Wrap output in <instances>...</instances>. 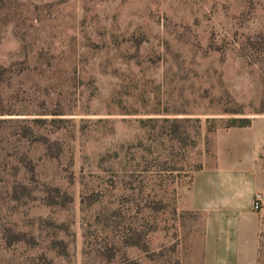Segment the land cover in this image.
Listing matches in <instances>:
<instances>
[{"label":"rangeland","instance_id":"374dc122","mask_svg":"<svg viewBox=\"0 0 264 264\" xmlns=\"http://www.w3.org/2000/svg\"><path fill=\"white\" fill-rule=\"evenodd\" d=\"M262 114L264 0H0V264H202L179 200Z\"/></svg>","mask_w":264,"mask_h":264},{"label":"crops","instance_id":"0c3cea01","mask_svg":"<svg viewBox=\"0 0 264 264\" xmlns=\"http://www.w3.org/2000/svg\"><path fill=\"white\" fill-rule=\"evenodd\" d=\"M210 144L212 156L193 172L179 207L200 219L202 264H257L264 201L255 211L252 199L264 193V114L216 128Z\"/></svg>","mask_w":264,"mask_h":264},{"label":"built area","instance_id":"2783aa9c","mask_svg":"<svg viewBox=\"0 0 264 264\" xmlns=\"http://www.w3.org/2000/svg\"><path fill=\"white\" fill-rule=\"evenodd\" d=\"M264 193L255 192L252 199V208L255 211L261 210L263 207Z\"/></svg>","mask_w":264,"mask_h":264},{"label":"trees","instance_id":"16d2710c","mask_svg":"<svg viewBox=\"0 0 264 264\" xmlns=\"http://www.w3.org/2000/svg\"><path fill=\"white\" fill-rule=\"evenodd\" d=\"M249 123H250V119L249 118H240V119L232 120L231 124L229 126H232V125L243 126V125H247Z\"/></svg>","mask_w":264,"mask_h":264}]
</instances>
